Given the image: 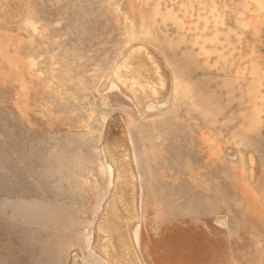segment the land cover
Returning a JSON list of instances; mask_svg holds the SVG:
<instances>
[{
    "label": "rangeland",
    "instance_id": "374dc122",
    "mask_svg": "<svg viewBox=\"0 0 264 264\" xmlns=\"http://www.w3.org/2000/svg\"><path fill=\"white\" fill-rule=\"evenodd\" d=\"M0 40V55L13 58L12 73L21 79L0 80V264H118L117 236L127 227L114 218L111 237L97 228L122 188L128 204L121 206L130 207L117 197L116 213L141 215L135 229L144 264H210L207 244H194L193 221L175 219L192 202L191 125L223 127L214 130L213 159L224 161L217 138L239 150L260 122L264 69L254 53L235 51L264 44V0H0ZM137 45L149 47L161 67L160 77L150 69L160 90L139 100L112 80ZM135 104L141 115L162 105L138 123L165 118L173 131L157 126L151 139L138 140ZM231 105L237 110L226 119ZM165 110L170 115L162 116ZM181 123L190 128L182 131ZM226 123L231 139L224 137ZM111 141L120 148H106ZM143 144L159 145L155 158L147 161ZM228 156L239 168L240 151L236 157L229 149ZM107 162L122 188H113ZM120 167L128 178L119 176ZM99 238L115 253H103Z\"/></svg>",
    "mask_w": 264,
    "mask_h": 264
},
{
    "label": "crops",
    "instance_id": "0c3cea01",
    "mask_svg": "<svg viewBox=\"0 0 264 264\" xmlns=\"http://www.w3.org/2000/svg\"><path fill=\"white\" fill-rule=\"evenodd\" d=\"M240 47L241 50L235 51L236 53L242 52L245 55L254 53V60L264 69V44L250 45L247 48L245 46ZM13 65L12 57L0 55V80L3 79L5 74H9L12 75L14 81H21L17 75L12 73ZM118 88L121 92L126 93L128 98L131 94L138 95L126 92L120 86ZM139 96H145V94ZM146 96L150 95L146 94ZM261 101L263 108L259 114L260 122L255 128L253 127L247 132L242 139L243 145L239 150L232 144L228 145L222 138H217L223 151L224 161L213 159L218 155L214 147V130L216 129L219 132L223 127L219 126L220 128L214 127L212 129L213 126L191 125V128H197L194 135L196 147L193 154L197 162L194 167L197 168L193 169V175L190 174L194 179L191 193L192 202L187 206L184 205L182 210L179 208L175 219H191L193 221L195 229L194 244L195 246L198 244L201 248L207 244L210 264H264V96H262ZM136 107L140 113L141 110L137 105ZM158 109H163L162 105L161 108L147 109L143 115L140 113L139 118L133 116L134 121L131 125L132 129L134 128L138 133V140L140 136L143 138L150 137L151 139L157 126L162 127L164 131H173V124H170L165 118L161 119L159 125L138 123L143 117H147L145 116L146 112ZM236 110L237 108H234L233 105L226 107L223 116L227 119L232 115V111L236 112ZM171 112L174 116H178L176 114L178 112ZM163 113L162 116L170 115L167 110ZM221 116H219V119H221ZM227 124L224 127V137L228 139L233 126ZM180 125H182V131L185 128H190V125L187 124L181 123ZM180 125L177 127L181 128ZM162 136H160L161 138L158 137L162 139L163 143L166 137L163 134ZM114 142L109 143L108 146L117 147ZM128 142L129 146L135 148L130 132ZM143 146L146 157L148 156L147 161L152 157L155 158V153L160 150L159 145L152 146L150 150L145 148V144ZM2 149L4 148L0 147V159L4 158ZM229 149L230 152L236 154V157H239L240 151L241 163L240 166L238 165L239 168L232 166L231 158L228 156ZM145 153L144 161L146 160ZM3 168L1 164L0 171ZM237 169H240V171ZM3 185L0 183L1 195ZM184 190L183 196H189L188 189ZM140 221L141 215L138 214V221L132 224L133 241L132 239L131 242L128 241L130 238L125 234V231H121L123 235L117 236L121 242L116 250H120L123 254L129 252L139 258V263L135 262L134 259L129 260L132 264H144L137 249L138 245L141 247L140 231L138 232L135 229L139 227ZM127 229L129 230V228ZM129 245H132V248ZM117 261L118 264H123L121 260Z\"/></svg>",
    "mask_w": 264,
    "mask_h": 264
},
{
    "label": "bare ground",
    "instance_id": "6f19581e",
    "mask_svg": "<svg viewBox=\"0 0 264 264\" xmlns=\"http://www.w3.org/2000/svg\"><path fill=\"white\" fill-rule=\"evenodd\" d=\"M1 40H0V46H1ZM160 50H163V49H160ZM130 51V53L129 54H127V55H125V57H124V59L121 61V64L113 71V76H112V80L113 81H115L116 83H119V86L124 90V85H125V87L127 88V90L128 91H126V92H132L133 94H138L137 96H135V98L137 99V100H139V99H141V97L139 96L141 93H143L144 94V92H146L145 94H148V95H150V96H152V95H154V94H156V92L158 91V89H159V87L157 88L155 85H154V83H156L155 81H153V76H151L150 74H151V71H150V69L153 71V69L155 68V69H157V71L155 72V74H157V76H159L160 77V75H159V73H160V71H159V69H161V67H159V62H158V59L156 58V56L157 55H155V53L149 48V47H147V46H145V45H137V46H133V48L132 49H130L129 50ZM152 63L153 65L150 67V66H148L149 65V63ZM151 65V64H150ZM115 68V67H114ZM133 69V70H132ZM109 75V74H108ZM110 76V75H109ZM151 76V77H150ZM156 79V78H155ZM109 85H111V83H109ZM161 85V84H160ZM112 86V85H111ZM158 86V85H157ZM162 86H163V84H162ZM160 90V89H159ZM163 90V89H162ZM125 91V90H124ZM148 92V93H147ZM131 96H132V94H131ZM134 96V95H133ZM132 96V97H133ZM146 96V95H145ZM141 101V100H140ZM139 101V103H141ZM148 101V100H147ZM143 102V101H142ZM149 103H153L152 105H154L155 104V102H156V104L157 103H160V102H162V101H155L154 99H152V101H148ZM137 103V102H136ZM155 104V105H156ZM139 107V106H138ZM114 142V141H113ZM111 143V142H110ZM115 143V142H114ZM122 143V142H121ZM106 145V144H105ZM109 145V144H108ZM108 145H107V147L106 148H108ZM111 145V144H110ZM115 145H117V143L115 144ZM118 146H119V144H118ZM117 146V147H118ZM126 146V145H125ZM110 148V147H109ZM112 148V147H111ZM110 148V149H111ZM119 148H120V146H119ZM122 148H123V146H122ZM115 149H116V147H115ZM117 150H119L118 148H117ZM129 150V149H128ZM123 151V150H122ZM125 151H127L126 150V148H125ZM111 152V151H110ZM124 152V151H123ZM122 152V153H123ZM112 154H114L113 152H111ZM110 153V154H111ZM120 153V152H119ZM120 154V155H123V154ZM115 154H117V153H115ZM120 155L118 156V157H120ZM124 156V158L127 156L126 155V153H125V155H123ZM110 157V156H109ZM113 158H117L116 156L115 157H113ZM110 159V160H114V159ZM122 158L119 160V161H121V166H122ZM127 160L128 159H126V164H127ZM117 161V160H116ZM115 161V162H116ZM253 161V160H252ZM123 162H125L124 160H123ZM129 162V161H128ZM108 163V162H107ZM117 165V164H116ZM115 165V166H116ZM129 165V164H128ZM114 166V167H115ZM118 167V166H117ZM116 167V168H117ZM128 167V166H127ZM107 170L109 171V178H110V180L113 182V188L115 187V184H117L116 183V181L114 182L113 180L115 179V173H114V169H113V167H112V165L110 164V163H108V165H107ZM119 168V167H118ZM123 168V167H122ZM132 168V167H131ZM120 169H121V167H120ZM124 170H125V168H124ZM127 170V169H126ZM129 170V169H128ZM118 172H120V173H122V175L121 174H119V176H123V174H126V172L125 173H123V170L121 169V170H119ZM130 172V171H129ZM132 173V172H131ZM130 174V173H129ZM129 174H126V175H129ZM133 174V173H132ZM118 175V174H117ZM116 175V176H117ZM124 177H127L128 178V176H123V180L125 179ZM131 178H132V181H135V180H133L134 179V176H130ZM116 180V179H115ZM120 180H121V178H120ZM119 181V180H118ZM122 181V180H121ZM130 181H131V179H130ZM123 182V181H122ZM121 182V183H122ZM123 183H125V182H123ZM128 183H129V181H128ZM134 183V182H133ZM123 185V184H122ZM125 185V184H124ZM127 185V184H126ZM130 185V188H128V190H129V194H131L130 193V191H132V182H131V184H129ZM129 185H127L128 187H129ZM132 185V186H131ZM136 185V184H135ZM135 185H134V188H135ZM121 185H116V187H119V188H122V186L120 187ZM119 188H118V190H119ZM124 188H126V187H124ZM133 188V189H134ZM113 190H116V188L115 189H113ZM120 190H123V188L122 189H120ZM117 191V192H113V195H112V199H110L111 201V203L110 204H113V206H114V208H113V206H112V208H108V209H106L105 208V206H104V208H105V210H104V212H106V213H104V214H102V219H103V221L101 220V222H100V220H99V222L100 223H98L99 225H98V233L99 234H106V233H108V237H111V235H113V234H115V225H114V218L116 219V221H119L120 223H122V225H124V226H126L127 228H129V230L126 228L125 230H123V231H125V234H127L128 235V237L130 238V239H128V241L129 242H131V239H132V241H133V238L134 237H132V224H135L137 221H138V214L136 213V211H134V209L132 210V211H134L135 213H131V214H129V213H126V211L128 210V207H130V206H128L127 207V210L125 209L126 208V206H125V208L123 207V206H121V203L123 202V204L125 203V201L126 200H121V192L122 191ZM127 190V191H128ZM124 192H125V189H124ZM134 192V191H133ZM123 193V192H122ZM112 194V193H111ZM134 194L135 193H132V195L131 196H134ZM135 195H137V194H135ZM129 196V195H128ZM121 200H119L120 201V206L121 207H123L126 211H125V214H122V212H120L121 214H117L116 212L118 211V209H115V206H116V204H115V199L117 200L118 198ZM130 197V196H129ZM135 198H137L136 196H134ZM134 197H131L132 199H130V198H126V199H130V200H135V198ZM119 201H117V202H119ZM138 201V200H137ZM132 202H134V201H132ZM135 202H136V200H135ZM107 204H108V202H107ZM106 204V205H107ZM109 204V205H110ZM118 204V203H117ZM122 204V205H123ZM126 204H128V201H126ZM132 203L130 202V204L129 205H131ZM109 205H107V206H109ZM132 205H135V203L134 204H132ZM132 205H131V207H132ZM117 208V207H116ZM133 208H135L134 206H133ZM123 209V210H124ZM129 211V210H128ZM97 227V226H96ZM122 231V230H121ZM107 235V234H106ZM98 242H99V248H100V250L103 252V253H108L109 251H110V249L112 248H114V245H112V243H106L102 238H99L98 239ZM98 246H97V248H98ZM113 251H114V249H113ZM116 254H117V256H115L114 255V259H118V260H121V262L123 263V264H132V262H130L129 260H133L134 259V261L135 262H137V263H139L140 262V260H139V258L138 257H136L135 255H132V254H130L129 252H126V253H122L120 250H116ZM114 253H115V251H114ZM122 254H123V256H122ZM119 256V257H118ZM118 257V258H117ZM114 259H112V260H114ZM75 262V261H74ZM76 263V262H75Z\"/></svg>",
    "mask_w": 264,
    "mask_h": 264
}]
</instances>
